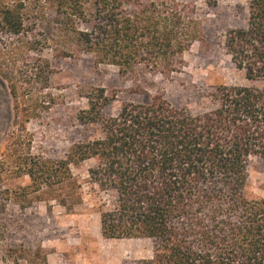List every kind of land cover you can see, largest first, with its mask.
<instances>
[{
    "label": "trees",
    "instance_id": "obj_1",
    "mask_svg": "<svg viewBox=\"0 0 264 264\" xmlns=\"http://www.w3.org/2000/svg\"><path fill=\"white\" fill-rule=\"evenodd\" d=\"M218 1L205 0L210 8ZM28 3L48 7L42 45L27 26L25 1L0 0V39L14 40L0 42V77L12 104L15 152L25 125L51 107L53 60L95 54L135 84L129 93L142 95L146 75L179 72L182 54L203 33L193 9L172 0ZM52 34L61 44H50ZM44 49L51 59L39 55ZM223 49L248 85L216 86L197 115L154 95L107 116L113 97L103 87L87 89V107L75 120L99 126L102 137L72 143L59 160L18 156V176L30 186L16 197L66 182L71 167L91 160L89 182L109 198L101 236L154 242L150 259L122 264H264V194L245 193L250 161H264V0H248L246 26L226 29Z\"/></svg>",
    "mask_w": 264,
    "mask_h": 264
},
{
    "label": "rangeland",
    "instance_id": "obj_2",
    "mask_svg": "<svg viewBox=\"0 0 264 264\" xmlns=\"http://www.w3.org/2000/svg\"><path fill=\"white\" fill-rule=\"evenodd\" d=\"M23 1L28 8L27 26L42 45L46 33L40 26L46 21L48 7ZM172 1L193 9L203 32L202 38L182 54L179 72L168 78L146 75L140 82L146 92L136 95L129 93L135 84L122 80L116 67L97 63L95 54L53 60L54 72L46 91L51 107L25 125L19 133L17 152L13 148L12 135L17 132L12 126L11 99L7 82L0 77V264H122L152 257L151 239L107 240L101 236V206L107 207L109 198L89 182L91 160L71 167L70 180L17 198L16 194L28 193L30 186L28 177L18 176L17 157L59 160L72 143L101 138L99 126H81L75 120L77 111L87 107L82 95L90 87H103L113 97L104 111L107 116H116L124 102L144 103L154 95L197 115L208 107L206 96L216 86L248 85L223 49L224 31L246 26L248 0H219L211 8L205 0ZM49 39L52 45L60 43L56 34ZM13 41L3 35L0 39L6 46ZM39 55L51 59L52 51L44 49ZM246 173L245 193L263 196L264 161L251 160Z\"/></svg>",
    "mask_w": 264,
    "mask_h": 264
}]
</instances>
